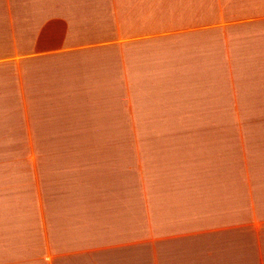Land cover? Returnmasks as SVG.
<instances>
[{
	"label": "crops",
	"instance_id": "0c3cea01",
	"mask_svg": "<svg viewBox=\"0 0 264 264\" xmlns=\"http://www.w3.org/2000/svg\"><path fill=\"white\" fill-rule=\"evenodd\" d=\"M0 264H264V0H0Z\"/></svg>",
	"mask_w": 264,
	"mask_h": 264
}]
</instances>
